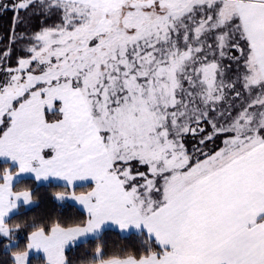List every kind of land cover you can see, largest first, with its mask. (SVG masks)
Returning a JSON list of instances; mask_svg holds the SVG:
<instances>
[{
  "label": "snow or ice",
  "instance_id": "obj_1",
  "mask_svg": "<svg viewBox=\"0 0 264 264\" xmlns=\"http://www.w3.org/2000/svg\"><path fill=\"white\" fill-rule=\"evenodd\" d=\"M0 158V264H264V0H0Z\"/></svg>",
  "mask_w": 264,
  "mask_h": 264
},
{
  "label": "rangeland",
  "instance_id": "obj_2",
  "mask_svg": "<svg viewBox=\"0 0 264 264\" xmlns=\"http://www.w3.org/2000/svg\"><path fill=\"white\" fill-rule=\"evenodd\" d=\"M4 158H0V160H3ZM13 165L15 164V162L13 161V162H11ZM58 182V181H57ZM82 183H84L83 181H78L77 182V184H78V186L80 185V184H82Z\"/></svg>",
  "mask_w": 264,
  "mask_h": 264
}]
</instances>
